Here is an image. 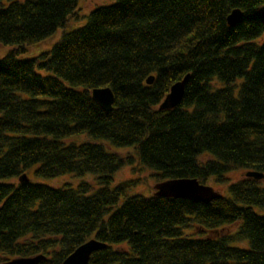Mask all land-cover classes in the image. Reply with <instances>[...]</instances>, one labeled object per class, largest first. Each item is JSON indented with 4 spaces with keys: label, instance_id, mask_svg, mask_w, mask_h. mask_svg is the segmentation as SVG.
Listing matches in <instances>:
<instances>
[{
    "label": "trees",
    "instance_id": "16d2710c",
    "mask_svg": "<svg viewBox=\"0 0 264 264\" xmlns=\"http://www.w3.org/2000/svg\"><path fill=\"white\" fill-rule=\"evenodd\" d=\"M78 1L0 0V44L15 45L0 58V262L61 264L95 238L106 246L87 264H264V178L226 177L264 174V0H115L50 51L19 59L80 20ZM233 9L243 16L229 27ZM188 73L179 105L158 110ZM102 87L110 112L91 98ZM84 134L92 141L65 143ZM35 165L38 178L89 173L98 187L20 183ZM124 167L158 182L212 180L229 195H129L138 178L110 187Z\"/></svg>",
    "mask_w": 264,
    "mask_h": 264
},
{
    "label": "water",
    "instance_id": "95a60500",
    "mask_svg": "<svg viewBox=\"0 0 264 264\" xmlns=\"http://www.w3.org/2000/svg\"><path fill=\"white\" fill-rule=\"evenodd\" d=\"M243 13L240 9H233L227 17V24L229 27L237 26L241 21ZM190 74H186L180 81L174 83L169 92L165 95L163 100L158 106V110H172L179 105L184 90L189 79ZM154 81V76H149L146 79V84L151 85ZM91 98L95 101L100 108L105 112L112 110V104L114 95L109 87L94 88L91 90ZM245 177L253 178L259 181L264 178V174L261 172L247 171L244 172ZM18 181L20 183L27 182L28 178L26 174H22ZM154 194L156 197L165 198H183L203 204H207L214 199L222 197L221 193L213 190L211 186L202 185L196 178H176L159 181L154 185ZM106 244L91 238L80 244L70 255H68L61 264H87L89 262L92 252H95ZM45 260L44 255H33L29 257H15L6 261L0 262V264H40Z\"/></svg>",
    "mask_w": 264,
    "mask_h": 264
},
{
    "label": "rangeland",
    "instance_id": "374dc122",
    "mask_svg": "<svg viewBox=\"0 0 264 264\" xmlns=\"http://www.w3.org/2000/svg\"><path fill=\"white\" fill-rule=\"evenodd\" d=\"M5 3L7 0H3ZM115 0H79L77 3V8L80 9L79 11V16L81 17L80 20L77 21H71L70 24L68 23L65 27L59 28L53 35L49 36L45 40H42L40 42H37L35 44L30 45L27 47V50L19 55V59L24 60V59H32L40 56L42 53L48 52L53 48V45L57 44L63 37V34H66L68 32H71L72 30H75L86 23L87 20V15L88 13L98 7H105L109 6L110 4H113ZM15 45L12 44H0V58H2L7 52L10 50L14 49ZM36 72L40 74V76H48L51 75L50 72L41 70V68L35 67ZM91 138L84 134V135H76L72 136L68 139L65 140V143H74V144H81V143H86V142H91ZM103 146L108 150V151H114V152H120V153H125V152H131V148H118L113 146L111 143L108 141H100ZM36 165L29 168L25 173L27 175V178L31 183H40L44 184L50 187L54 188H66V187H73L75 188L78 184L81 182H86L89 183L94 187V190L97 189V185L95 182V176L92 174H85L84 176L81 177H76L73 175H65L53 179H43V178H38L35 176ZM243 171H235L234 173H229L226 175L227 179L229 180L230 183H234L243 177H245ZM154 175L153 172L147 170V169H142L140 171V175H134L131 168L124 167L121 170H119L111 183V188H114L117 186L120 182L129 180V179H136L138 178V183L134 187H132L129 190V195H134V194H140L144 196H151L154 194V185L158 181L152 177ZM11 182H16V180H12ZM204 185L211 186L213 190L221 193V195H225L226 197L229 195L227 185H220L214 183L212 180H209L207 183H204Z\"/></svg>",
    "mask_w": 264,
    "mask_h": 264
}]
</instances>
